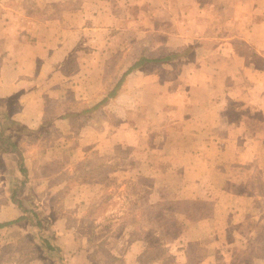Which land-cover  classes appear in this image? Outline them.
<instances>
[{"label": "rangeland", "instance_id": "obj_1", "mask_svg": "<svg viewBox=\"0 0 264 264\" xmlns=\"http://www.w3.org/2000/svg\"><path fill=\"white\" fill-rule=\"evenodd\" d=\"M84 1L90 3L79 8ZM255 2L264 8V0ZM108 4L0 0V64L14 56L37 58L33 76L0 91L7 95L0 98V122L23 124L10 125L14 144L3 146L9 151L0 143V222L22 216L0 227V264H264V201L250 200L243 190L254 181L239 165L225 166L223 152L230 149L224 145L217 148L219 159L214 146L208 148L209 165L192 155L178 159L191 132L180 128L183 111L169 117L162 108L178 96L132 95L124 87L122 97L93 108L135 60L165 54L161 46L145 45L153 32L140 30L146 15L137 5ZM263 19L264 11H250L244 23ZM70 23L89 28L69 35ZM126 24L131 27L122 29ZM62 39L67 45L58 48ZM257 43L244 46V55L263 58ZM47 58L65 59L55 67ZM200 95L180 99L195 103ZM148 145L158 150L147 153ZM251 145L264 157V144ZM178 160L194 167L180 179L163 180L160 173ZM214 162L220 167L212 173L207 169ZM252 178L263 194L264 168ZM231 186L232 195L225 191ZM205 232L212 237L204 238ZM47 234L56 246L51 252L44 246Z\"/></svg>", "mask_w": 264, "mask_h": 264}, {"label": "crops", "instance_id": "obj_2", "mask_svg": "<svg viewBox=\"0 0 264 264\" xmlns=\"http://www.w3.org/2000/svg\"><path fill=\"white\" fill-rule=\"evenodd\" d=\"M115 2L138 6L139 12L146 15L140 23L145 28L140 30L153 32L151 39L145 45L155 47L157 51L161 46L159 54L165 53L161 57H168L161 61L147 58L148 61L132 69L125 76L117 95H121L125 87L124 89H129L132 95L135 92L138 94L160 92L164 96H178L179 100L174 97L177 102L171 104L167 102L162 107L164 110L171 111L169 117L179 115V111H183L178 120L180 128L181 130L187 128L191 132L188 144L183 147L184 150L179 149L181 158L178 159H185L189 157L188 155H192L195 159H203L202 162L207 163L208 159H213V154H207L208 148L214 146L216 151L214 157L219 159L217 155L220 153L217 148L224 145L230 149L223 152L225 166L239 165L244 173L249 174V181H254L256 185L257 182L252 176L258 168H264V164L260 163L264 157L261 151L255 148L252 151L251 144H257V146L264 144V55L263 58H248L244 55L243 47L249 46L248 43L255 46V42H258L260 47H264V19L259 23L250 21L244 23V18L250 15V11L262 14L264 11L262 4L258 2L259 6H254L257 3L255 0H103L104 5L101 7L105 8L106 3L113 7ZM85 3L90 2L84 1L79 8L83 9ZM97 7L94 11L98 12L100 6ZM82 12L84 13V10ZM152 19L162 23L163 26H151ZM233 20L236 22L233 23ZM128 26L126 24L122 29L127 30L131 27ZM87 28H89L87 24L76 28L73 23H70L64 31L71 35V32L74 34L78 30L85 31ZM58 41L62 42V44H56L58 48H63L66 47L68 40ZM24 45L22 43L21 46ZM238 46L240 58H237ZM22 52L23 50H17V53ZM261 52L257 49L258 54H262ZM56 53L57 51L54 56ZM36 59L21 58V56L4 58L0 64V91L6 88L10 90L16 80L19 78L21 80L22 76H33L37 66ZM64 59L47 58L44 62L52 63L56 67ZM102 67H98V73L103 72ZM161 76L165 81L161 79L158 82ZM149 80L153 81V85H149ZM134 84H140V88L135 89ZM194 93L201 94L195 103L189 97L180 99L181 95ZM6 96V94H0V98H6ZM197 111H202L201 115H198ZM238 114L240 116H237ZM13 119L19 121L16 118ZM85 140L81 138V141L85 142ZM197 145L200 146L197 147ZM207 145L209 147H206ZM237 145L238 148L235 150ZM166 146L169 145L166 143ZM153 149L158 150L157 147H149L147 153ZM161 151L166 150L163 148ZM166 159L175 160L171 157ZM179 160L169 161L170 165L160 173L163 180L180 179L182 173L183 175L190 173L189 167L194 166L189 164L187 167L183 166ZM217 163H210L211 166L207 170L210 169L212 173H215L220 167ZM262 182L264 186V181ZM254 183L252 182V186L243 188L248 192L246 196L253 201H264L262 200L264 193H259V187L255 191ZM233 189L234 187L231 186V191H225L231 192L232 195ZM180 193L182 194L181 191ZM213 218L214 216L211 217ZM203 237L211 238L212 234L205 232ZM113 255L115 258L123 256L118 252H113Z\"/></svg>", "mask_w": 264, "mask_h": 264}, {"label": "trees", "instance_id": "obj_3", "mask_svg": "<svg viewBox=\"0 0 264 264\" xmlns=\"http://www.w3.org/2000/svg\"><path fill=\"white\" fill-rule=\"evenodd\" d=\"M165 58H168V57H157L155 58V60H158V61H161ZM145 61H148V59L146 57H141L139 59H137L135 62H133L126 70L125 72L121 75V77L117 80L116 84L107 92V94L101 99L99 100L94 106L93 108H97L98 106L102 105L103 103H105L109 98H112V97H115L117 95V92H118V89L120 88L121 84L123 83L124 79H125V76L134 68L138 67L139 65H141L142 63H144ZM89 108L85 109L84 111H88ZM83 111V112H84ZM9 117V116H8ZM9 122V121H8ZM10 125H13V126H16V125H23L19 122H17L16 120L14 119H10V122L9 123H2V121L0 122V143H1V147H3L5 144L6 145H13L14 143H12V141L10 140V133H9V128L11 127ZM14 128V127H13ZM6 133V134H5ZM2 149L4 150H8L9 149L7 147H3ZM14 149V150H13ZM10 150H13L15 151L16 148L13 147L11 148ZM19 167H20V171L22 174H26V168L24 167L23 165V162L22 160H20L19 162ZM22 218L19 217L17 218L16 220ZM16 220H11V221H5V222H0V227H3L5 225H8L10 223H13L14 221ZM44 246L46 247L47 250H49L50 252L55 250L56 249V246L53 244V241H52V236L51 234H47L45 237H44Z\"/></svg>", "mask_w": 264, "mask_h": 264}]
</instances>
